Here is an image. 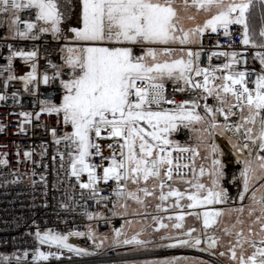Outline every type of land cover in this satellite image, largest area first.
<instances>
[{"label": "snow or ice", "instance_id": "obj_1", "mask_svg": "<svg viewBox=\"0 0 264 264\" xmlns=\"http://www.w3.org/2000/svg\"><path fill=\"white\" fill-rule=\"evenodd\" d=\"M184 2L187 6L188 0ZM254 3L260 6L262 19H264V0H227V2L226 0H192V6L198 10L211 12L215 8L217 11L202 26L198 25L194 29L185 31L178 26L179 16L171 0H163V2L162 0H80L81 11L77 26L70 28V32L74 34V41L80 46L67 49L70 53L65 58L67 72L61 71L57 65H52L56 71L51 79L68 77L60 79V87L64 90L62 102L57 106L44 101L42 110L49 114L62 113L64 124L72 129L70 133H65L63 139L70 142L75 151L70 165L71 176L79 180L81 174L87 173L88 180L86 183H80L81 189L91 190L92 198H96L99 196L96 185L101 179L104 183L115 180L117 183L116 196H127V198L136 200L137 203H143L136 193L125 192L120 187L121 182L132 180L133 183H137L141 177L147 182L149 178H159L162 169L167 179L172 180L174 167L175 174L180 175V165L178 163L174 165L172 152L167 151V147L172 143L167 136L180 130L181 127L191 130L193 125L203 122L205 116L197 111L200 103L196 99L177 103L165 97L164 81L171 80L174 84L183 83L185 87L180 88V91L188 87L193 90L202 89L206 94L205 100L211 96L221 105L219 108L204 105L206 115L210 116L213 121L210 125L211 129L222 127L224 131H231L235 128L238 135L242 133V140L233 143L232 148L237 153L244 151L248 153L249 158L243 161L237 159L238 164H243L240 171L243 190L238 194V199L241 202L245 200L250 190L251 178L255 175L254 162L258 161V167L264 169V155H262L264 153V71L256 74L253 80L251 79L252 73L248 69L237 70L240 59L245 58V54L235 51L231 53L211 52L208 56L209 68L199 66L201 57L199 51L187 50L186 59L181 56L161 60V57H171L177 51L168 45L177 42L182 46L193 44L208 30L216 33L222 28L227 37L230 35L229 28L232 25L242 26L243 45L251 46L253 49H264V27L259 31V42L250 32L249 12ZM0 10L5 15L11 11L14 16L12 20L13 39L37 40L40 38L37 33L47 34L49 32L54 38L67 39L61 35V25L68 18L70 11L64 0H0ZM32 10H34L35 23L32 20H20L19 12ZM21 23L26 25V31H19ZM67 27L68 25H65V28ZM154 46L164 47L158 49ZM135 47L140 48V54L134 52ZM180 51L184 50L180 49ZM221 56L228 57L229 62L223 64L222 68H211L212 58ZM15 57L23 58L26 62L33 61L37 57V52L18 50L11 53L8 57V67L5 69L9 73L12 71V59ZM255 59H258L264 66V52L257 51ZM36 71V65L33 62L32 70L18 78L24 82L25 88L31 82L36 81ZM216 72L227 74L216 76ZM193 74L195 77L202 76L203 83L194 80ZM14 79L17 77L9 75L6 78L5 88H7V81ZM49 80L50 77L45 74L44 83L48 84ZM213 80H221L222 83L209 86ZM250 83L254 86L249 87ZM229 96L234 97V104H229ZM15 97L16 93H13L12 98L15 99ZM6 99L5 95L0 94V101ZM161 101L174 105V108L153 110L152 105L155 104L159 109ZM235 108H239L241 113L247 108L248 116L243 118L242 123L230 124L228 121L234 115L233 109ZM217 112L223 116V125L215 123ZM21 115H24L26 121L30 122V114L21 113ZM142 122L147 124L151 130L141 126ZM257 123L259 127L254 131ZM247 125L253 127H247ZM102 131H108V135L102 137ZM52 134L55 137V130ZM93 135L100 139H123V144L120 145L122 159L117 160L113 155L110 166L103 168L102 177L97 176L96 166L89 163L92 149L96 150L97 155H102L100 145L93 143ZM54 142L59 144L61 141L56 139ZM137 142H139L138 150ZM229 142L231 143V138ZM210 147L215 156L218 153L217 146L213 143ZM173 150L199 155L196 149L190 147L177 146ZM24 155L31 158L32 153L25 152ZM61 161H63L62 154ZM0 163L6 165L7 161H0ZM211 163L212 167L207 173L203 166L200 168V176L207 174L211 186L207 187L201 182L192 184L195 192L187 195V200L190 201L187 207L190 209L204 208L207 205H223L230 200L227 188L221 186V180L225 176L223 171L225 165L218 158H213ZM164 186L162 182L161 190ZM142 191L145 196L152 195L146 188ZM203 193L206 194L202 195ZM184 196L185 194L179 190H170L167 195H164L162 191L160 200L165 201L169 197H175V206L179 207V201ZM250 199L252 204L247 206L248 215L251 217L256 211L255 205H261L260 215L256 217L254 223L260 224V231L264 233V196L258 200L256 193L253 192ZM96 202L99 204L100 200L97 199ZM227 211L229 214L235 211L242 215L245 207L241 206ZM223 215H225L224 209L203 211L204 229L213 227ZM239 215L236 222L242 224L243 221L239 219ZM95 218L89 214V219ZM183 219V215L176 217L177 221H183ZM167 227L168 225L161 221L156 231ZM173 227L181 229L183 224L177 222L173 224ZM192 231L195 230L192 229L185 233L189 239L165 235L161 237V240H174V243L164 245L169 248L199 246L202 240L191 239ZM225 232L227 233L228 229H225ZM75 234L84 235L83 233ZM121 235L122 231L117 230V238ZM240 235L242 233H237V236ZM89 238H92V233H89ZM36 239L42 245L48 244L58 250L66 249L77 256L91 254L85 249L73 247L68 243L67 235L54 234L51 230L43 235L37 231ZM208 239V248H215L218 240L214 237ZM123 243L144 245L146 242L133 237L125 239ZM249 244L252 249L251 253L247 256L241 255L238 264H264V239L259 241L260 246H257L255 240L249 241ZM24 255L27 257L28 254ZM220 255L223 256L224 253L221 252ZM50 258L59 260L61 257L51 251L47 253L36 251L34 256L37 261H48ZM231 259L237 260L235 249L231 250ZM165 264L169 262L166 261Z\"/></svg>", "mask_w": 264, "mask_h": 264}, {"label": "built area", "instance_id": "obj_2", "mask_svg": "<svg viewBox=\"0 0 264 264\" xmlns=\"http://www.w3.org/2000/svg\"><path fill=\"white\" fill-rule=\"evenodd\" d=\"M12 12L7 15L0 10V94L7 97L0 101V161H7V164L0 163V264H43L34 259L36 251L45 253L51 251L60 255V259L50 258L46 264H113L137 257L145 259L152 258L155 252L131 253V250L157 243L154 240H143L144 245L124 244L123 240L116 243L111 248L100 247L93 238H89V229L92 227L96 233L105 235L112 233L115 241L117 230L122 229L125 219L117 217L115 209L118 206L120 197L115 195L117 183L109 180L107 183L101 179L96 185L99 196L92 198L91 190L81 189L80 183H86L87 173L80 176L77 180L71 176V160L75 155L74 148L70 142L63 138L65 133H69V126L63 121V114H49L43 111L42 102L47 101L52 104L62 102L64 90L60 87V79H67V76L51 79L56 69L52 65L59 66L60 70L67 72L65 58V47L68 43L64 39L54 38L52 33L40 34L37 40L13 39L14 28L10 26ZM21 21H35L34 10L21 11L18 13ZM19 31H26V25L21 23ZM230 35L225 36L223 29H218L216 33L208 32L199 38L197 46L187 47L188 50L199 51L201 53L199 66L209 68L208 56L211 52L233 51L244 53L245 58L240 59L237 70L248 69L252 73L251 79L255 75L264 71V67L258 59H255L257 51L264 52V49H253L242 44L243 29L240 25H232L229 28ZM62 35V34H61ZM36 51L37 57L33 61H25L23 58L15 57L12 59V71L9 73L5 69L8 67V57L16 51ZM136 54H140L139 47L134 48ZM33 62L36 65L37 79L25 84L19 77L25 76L32 70ZM228 57H213L211 68H222L223 64L228 63ZM28 70V71H26ZM50 77L49 83L45 84L43 76ZM226 72H216V76L226 75ZM9 75L17 77L12 81H7ZM203 83L201 76L199 81ZM221 80H213L211 84L219 85ZM164 95L168 99H173L177 103L189 100H198L200 108L204 109L207 104L212 108H219L221 105L211 96L207 97L201 90L180 91L184 85L179 83H164ZM142 86V85H141ZM251 83L249 87H253ZM16 93L15 99L12 98ZM133 99H135L133 97ZM229 104H234V97H228ZM227 105H225L226 107ZM174 105L161 101L160 108L155 104L153 110H172ZM246 109V108H245ZM244 109V111H245ZM228 121L230 124H239L246 117L239 108L233 109ZM21 113L30 114V122L26 121ZM39 115V119H37ZM207 119H211L207 116ZM212 120V119H211ZM215 123L223 125L224 119L220 113H216ZM222 134H212V142L217 146L218 153L212 159L218 158L225 165L223 171L224 178L221 186L227 188L230 200L221 205L225 209H236L241 206L245 208L252 204L251 195L256 193L259 200L264 196V179L256 185L250 187L249 192L243 202L238 199V194L243 190V182L240 178V171L243 164L237 163V159L243 161L249 158L247 151L237 153L233 150L232 144L237 140H242V133L238 135L233 128L231 131H224ZM55 130V137L53 136ZM110 131V130H108ZM108 131H102L101 135L107 136ZM173 141L179 146L184 147L190 144V130L180 128L173 133ZM231 138V143L229 142ZM59 139L61 142L56 144L54 141ZM93 143L99 144L102 155H97L96 150L92 149L89 163L96 166V174L103 176V168L111 164V157L115 155L117 160L122 159L121 147L123 139H100L93 135ZM111 145V147H109ZM167 148L172 152L174 165L179 164L180 175H174L172 180H168L162 169L160 184L164 183V188H171L178 182L192 180L195 175V157L191 152H180ZM126 152V149H124ZM32 153L31 158L25 157L24 153ZM19 153V154H18ZM61 154L63 161H61ZM222 154V155H221ZM264 155V153H262ZM188 165V167H184ZM13 181H16L13 183ZM128 181L121 182L120 187L125 189ZM161 189V188H160ZM107 198V199H104ZM99 199L98 204L96 200ZM255 206H260L259 204ZM89 214L95 219H89ZM51 230L54 234L68 236V243L73 247L87 250L90 255L77 256L67 250H58L46 244H40L36 239V233L41 235ZM83 233L84 235H76ZM131 236L126 239H132ZM142 240L141 238L137 237ZM177 238V237H176ZM174 241V240H168ZM257 246L259 242H257ZM27 253V257H25ZM161 258L189 257L191 251L186 248L169 249L157 252ZM134 257V258H133ZM7 258V259H5ZM19 258V259H18Z\"/></svg>", "mask_w": 264, "mask_h": 264}, {"label": "rangeland", "instance_id": "obj_3", "mask_svg": "<svg viewBox=\"0 0 264 264\" xmlns=\"http://www.w3.org/2000/svg\"><path fill=\"white\" fill-rule=\"evenodd\" d=\"M76 0H64L65 3L68 4L69 8H70V11L68 12V18L62 23V32H69L70 33V28L73 27V24H74V21H75V11H77V13L79 14L78 10L76 9H79V3L75 2ZM65 25H68L67 28H65ZM185 31H187V29H184ZM205 33H208L207 31ZM68 34V33H67ZM178 35L180 33H177ZM66 43H68V45L65 47V54L68 56L70 55V53H68L67 49L68 48H78L80 45L78 43H75L74 39H73V36L69 34V36L67 37V39L65 40ZM197 45L196 43H193V44H190V45H183V46H186V47H189V46H195ZM97 46H109V45H97ZM180 45L178 42L177 43H174V44H170L168 45V47H171L173 49H176L177 51H175L171 57H161V60H164V59H172V58H180L181 56H183L185 59L187 58L186 56V52L183 51L181 52L180 54ZM154 47H157L158 49L164 47V46H154ZM264 67V66H263ZM28 71V70H26ZM245 116L247 117L248 116V110L247 108L245 109V112H244ZM204 122V121H203ZM141 126L145 127L146 129H148L149 131L151 130L150 128H148L147 124L143 123L141 124ZM202 126H203V123H199V124H195L193 125L192 129L194 130L195 134H196V137L197 136V132H200L201 129H202ZM205 126V125H204ZM247 127H253L252 125H247ZM258 129V127L255 126L254 128V131ZM72 131L71 127L69 126V133ZM172 135V133H170ZM168 134L167 138L172 142L171 140V135ZM138 144L139 142H137V150H138ZM212 144H210L211 146ZM184 147H192V141L190 139V144L187 145V146H184ZM201 162H196L195 161V168L196 170L198 169V165L200 164ZM255 163V162H254ZM176 183H180V182H176ZM139 184V183H138ZM144 185H148V187H146V189L152 193V195H149V196H145L144 195V192H141L139 197L140 199L143 201V203H137L136 200H130L128 199L126 201V204H128V207H127V211H128V214L131 215V216H135V218H133L132 220H129V221H125L123 223V226H122V235L119 236L118 238V241H121L123 239H126V238H129L131 236H134V235H137L139 234V237L140 238H146V239H151V238H158L160 237V233H151L149 232L152 228L149 226L150 223H151V219L148 218L146 216V214L150 213L152 211V208L151 209H148L149 206L148 204H154V201L156 200L157 197H155V193L157 192L158 190V178H152V182L150 184H147L145 183ZM123 202V201H122ZM143 204H146L145 206ZM156 204H159V202H157ZM256 209H258V211H255L253 213V215L250 217L248 215V207L245 208V211L242 215H239L238 213H236L235 211L231 212L230 214L228 213V209H224L225 210V215H223L221 218H220V222H219V227L218 229L221 230V235L219 234L220 236V249L221 251H226L230 246H235L236 248V252L239 253L240 251L242 252L241 255H244L245 256V253L243 252L244 251V245L243 243L241 242H234V239L235 237H238L237 236V233L238 232H243V233H247L249 234L250 232L253 233L254 237H256L257 242H259L261 239L257 238L259 237V235H262L261 231H260V224H256L254 223L255 219L257 216L260 215V206H255ZM122 207L119 208V206L116 207L115 209V213H116V216L117 217H121V215L123 214L122 212ZM150 210V211H149ZM239 215V219L241 221H243V223H237V216ZM130 222V223H129ZM192 224L193 227H196V225L194 224V221L192 220H188L187 221V224ZM233 225H235L233 227ZM151 226H154L151 224ZM230 229V234L229 233H226V232H223L225 229ZM219 233V232H218ZM261 233V234H260ZM225 234H228L225 236ZM235 234V236L233 235ZM222 235H224L222 237ZM94 240H95V243L98 244L99 246H102L104 248H106L105 246L107 245V243L111 242L112 239H113V236H112V233H108V234H105V235H100L98 233H96L94 231ZM230 243V244H229ZM229 244V245H228ZM162 248H153V249H148V248H136L134 250H131V252H147L149 250H155V254H153V257L152 258H148V259H129V260H125V261H122V262H117V263H114V264H165V262H169V264H171L170 260L169 259H164V258H161V257H158V254H157V251L161 250ZM139 258V257H137ZM142 258V257H140ZM225 261V264H231L229 261ZM238 260H234V263L233 264H238L237 263ZM38 262H41L43 264H46L48 263V261H38ZM172 264H199L198 261H196L194 258H191V259H188L186 261H183V262H176V263H172Z\"/></svg>", "mask_w": 264, "mask_h": 264}, {"label": "crops", "instance_id": "obj_4", "mask_svg": "<svg viewBox=\"0 0 264 264\" xmlns=\"http://www.w3.org/2000/svg\"><path fill=\"white\" fill-rule=\"evenodd\" d=\"M75 2L79 3V9H76V10H78V12L80 13V11H81V8H80V0H76ZM162 2H163V0H162ZM171 2H172L173 7L177 10V13H178V16H179L178 26L179 27H182L183 29H187V30L194 29L198 25L202 26L204 24V22L207 19L211 18V16L213 14H215L216 11H217V9H215V10L212 9L211 12L204 11V10H198L196 7L192 6V0H188V5L187 6L185 5L184 0H171ZM190 17H192V18L190 19ZM78 18H79V14L77 13V11H75V21H74L73 27H76L77 26ZM13 19H14V16H13V14H11L10 26L12 28H13V26H12V20ZM61 30H62V25H61ZM207 32H211V31L208 30ZM61 34H62V36H65V37H68L69 34L74 37V34L71 33V32L69 33L68 31L67 32H64V31L62 32L61 31ZM64 40H66V39H64ZM198 40L199 39L196 40V42H195L196 44L198 43ZM180 47H183V46H180ZM184 47H186V46H184ZM181 52L182 51H180V54H181ZM193 78L196 81H199V79H200V78H196L194 76H193ZM167 81H169V80H165L164 82H167ZM186 89L187 90H189V89L191 90L192 88L191 87H188ZM187 101H192V100L187 99ZM197 111L202 116H205V111L203 109L199 108V109H197ZM212 122L213 121L211 119H207L206 116H205V120H204V122H202L203 123L202 129H201L200 132H197V136L198 137H196V134H195V132H194L193 129L190 130V139L192 141V147L191 148L196 149L198 151V153H199V155H194L195 161L196 162H198V161L201 162L198 165V169L196 170V174H195V177H194V182L195 183L196 182H201V183H204L205 185H209V187L211 186L210 179H209V177H208L207 174H205V176H203V177L200 176V168H201V166H203V168L205 169V172L206 173L211 169L212 166L210 165V159H211L212 152H211L210 144H213V142H212V134H217V135L222 134L221 129L219 127L216 128V129H214V130L211 129L210 125H211ZM256 127H259V124L258 123H257ZM173 133L174 132H172V135L170 134L171 135L172 143L167 148H176L178 146L173 141V138H172ZM210 133H211V135H210ZM258 164H259V162L258 161H255V163L253 165L254 168H255V175L251 178L250 187L256 185L259 181H261V180L264 179V169H260L258 167ZM161 173H162V170H161ZM83 174H81V175H83ZM160 177L158 178V182L160 180ZM147 184H150V183H147ZM181 184L182 183H176L174 185V188L173 187L172 188L173 189H179V187H180ZM146 187H148V185H144L143 183H139L138 184V183H133V182L128 181L127 184H126V186H125V189L124 190H125V192H134V193H136L139 196L140 193L143 192L142 189H145ZM172 188H170V189H172ZM155 197H157V198L154 201V204H148V206H149L148 209H151L152 208V211L150 213L146 214V216L151 219V223L149 225L150 227H151V224L152 225H155L157 219L160 216L163 215V210L161 209L160 195H159L158 190L155 193ZM128 199H130V198H127V196H121L120 199H119V203H118L119 208L122 207V209H123L122 210L123 214L121 215L120 218L125 219V221L126 220L129 221V220H132L133 218H135V216H131V215L128 214V211H127L128 204H126V201ZM130 200H134V199H130ZM157 202H159V204H156ZM125 205H126V207H125ZM143 205L145 206L146 204H143ZM158 206H159V208H158ZM219 209H224V208H219ZM212 210H214V209H212ZM256 211H258V209H256ZM220 218H219L217 224H215V226H213V228L211 229V234L214 235L215 238L219 239V242H220V236H219V234L221 235V230L218 229V227H219L218 225H219V222H220ZM187 221L188 220H185V227L191 226V224H189V223L187 224ZM94 231L95 230L92 227L89 229V233H92V238H94L93 237ZM158 232H160V231H158ZM223 232H225V230ZM227 233H230V229H228V232ZM238 233H242V235H240L238 237H235L234 242H241V243H243V245L245 246L243 252L245 253V251H246V245L247 244L249 245V241L257 240V239H256V237H254V235H253L252 232H250L249 234H247V233L245 234L243 232H238ZM226 235H228V234H225V236ZM233 235L235 236V234H233ZM223 236L224 235H222V237ZM257 238L264 239V233H262V235H259V237H257ZM143 239H146V238H143ZM155 239H158L159 240L160 237L155 238ZM117 241H115V238L113 236L112 241L109 242V243H107V245L105 247L106 248H109V247L111 248L116 243H118ZM157 242L158 243H152L150 245H144L141 248L153 249L155 247L162 248L164 246V244L162 242H160V241H157ZM220 243H219V245H221ZM100 247H102V246H100ZM230 248H232V249L234 248L235 249L236 247L235 246L234 247L233 246H230L228 249H230ZM241 253H242L241 251L239 253H237V260H239L238 257L241 256ZM250 253L251 252H248V254H245V255L247 256ZM191 258H194L196 261L199 262V264H205L204 263V258L201 256V254H198V253H196V255L191 256L190 258H180V259H178V258H169V259H170V262L172 264V263H176V262H183V261H186V260L191 259ZM230 263L233 264L234 263V260L231 261ZM237 263H238V261H237ZM221 264H225V261L223 260V262H221Z\"/></svg>", "mask_w": 264, "mask_h": 264}, {"label": "flooded vegetation", "instance_id": "obj_5", "mask_svg": "<svg viewBox=\"0 0 264 264\" xmlns=\"http://www.w3.org/2000/svg\"><path fill=\"white\" fill-rule=\"evenodd\" d=\"M226 2H227V0H226ZM213 10H215V8H213ZM129 181L132 182V180H129ZM151 182H152V178H149V180L147 182H145L143 180V178L141 177L137 183L145 184V183H151ZM191 182H192L191 184L188 183L187 181L183 182L180 185L179 189H176V190H179L180 192L185 194L184 198L179 201V207L175 206L176 205V198L175 197H169L165 201L160 200L161 209L163 210V215L157 219L154 226H151L152 229L149 232L157 233L158 231H156V229L159 227V223L161 221L164 224L168 225V227L159 230L160 232H158V233H160V237L167 235V236L177 237L179 239H189V237L185 236L184 234H185V232L194 229L195 231H193L191 239L194 240L195 238H199V239L202 238L201 239L202 243L199 246H194V245L193 246H186L189 249V251H191V253L193 255H196V253L201 254V256L204 258L205 264H221V262H223V260H226L229 262L233 261V259H231L232 248L227 249L225 252L221 251L220 245H219V239L216 238L218 240V244L215 248H211V249L208 248V243H209L208 238L209 237L215 238V236L211 234V229L213 227H210L208 229H204L203 218H202V221L200 223H198L195 219H192V220H194V224L196 225V227H193L192 224L189 227H185V221H184V229L182 231H178L177 229H174L173 224L176 223V220L174 218L169 219V217H172L171 215H172L173 211L175 212V210H177V209H185L187 207V205L190 203V201L187 200V195L195 192V188L192 187V184H195L194 179L191 180ZM206 186L209 187V185H206ZM170 190L171 189H169L168 191H170ZM204 194H206V193H203L202 195H204ZM164 209H167V211H164ZM201 236H203V237H201ZM170 243H173V242H170ZM170 243H168V244H170ZM251 250L252 249L250 247V244L249 245L247 244L245 254H248V252H251ZM221 252L224 253L223 256L220 255ZM239 257H238V259H239Z\"/></svg>", "mask_w": 264, "mask_h": 264}, {"label": "water", "instance_id": "obj_6", "mask_svg": "<svg viewBox=\"0 0 264 264\" xmlns=\"http://www.w3.org/2000/svg\"><path fill=\"white\" fill-rule=\"evenodd\" d=\"M193 76L195 77V75H193ZM196 78H199V77H196ZM169 81L173 82L171 80H169ZM173 190H176V189H173ZM168 192L169 191H163V194L167 195ZM219 207H220V205H207L204 208H196V209H190V208L186 207L185 209H177V210H175V212L173 211L171 216L175 220H176V217L178 215L184 216L183 221H177L176 220V223L179 222V223L183 224V227L181 229H177L178 231H182L184 229V221L185 220L195 219L198 223H200L202 221V218H203V216H202L203 211L212 210V209H219ZM192 221H194V220H192ZM174 229H176V228H174ZM192 233H193V231H192ZM46 245H48V244H46ZM183 247H186V246H183ZM183 247H175V248H183ZM167 248H169V247H167ZM64 250H66V249H64ZM84 256H86V255H84ZM178 259H180V258H178Z\"/></svg>", "mask_w": 264, "mask_h": 264}, {"label": "trees", "instance_id": "obj_7", "mask_svg": "<svg viewBox=\"0 0 264 264\" xmlns=\"http://www.w3.org/2000/svg\"><path fill=\"white\" fill-rule=\"evenodd\" d=\"M249 27L250 32L253 34L254 39L259 42V31L264 27V19H262L261 8L258 4L254 3L249 12ZM251 47V46H249Z\"/></svg>", "mask_w": 264, "mask_h": 264}]
</instances>
